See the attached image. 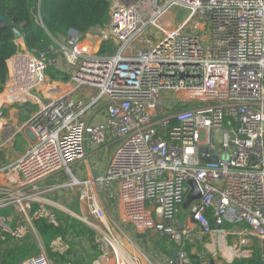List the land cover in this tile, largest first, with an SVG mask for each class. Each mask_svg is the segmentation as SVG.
<instances>
[{
  "label": "built area",
  "instance_id": "2783aa9c",
  "mask_svg": "<svg viewBox=\"0 0 264 264\" xmlns=\"http://www.w3.org/2000/svg\"><path fill=\"white\" fill-rule=\"evenodd\" d=\"M108 2L103 27L71 29L42 49L16 40L0 119L6 103L38 108L27 122L35 142L7 169L15 180H0V210L14 209L21 218L0 215V240H22L27 223L38 219L59 226L51 210L32 211L39 183L85 160L90 144L112 148L105 169L85 182L72 177L68 186L84 187L80 201L98 224L106 218L100 199L115 200L121 221L171 244L173 255L162 264H199L188 249L194 241L227 236L225 223L244 224L264 264V0ZM173 9L185 15L170 27ZM49 71L68 75L70 89L57 97L43 92V84L58 87ZM80 88L94 90L86 103L74 99ZM96 106L103 120L84 121ZM9 128L2 127L6 138ZM212 156L217 162L203 160ZM189 180L200 197L180 218ZM94 241L102 254L92 264L116 253L115 245L125 249L123 237L109 230ZM248 242L242 237L238 244ZM63 248L60 238L50 244L52 252ZM231 250L235 258L251 253ZM124 255L113 263L135 264ZM18 264L54 262L40 252Z\"/></svg>",
  "mask_w": 264,
  "mask_h": 264
},
{
  "label": "trees",
  "instance_id": "16d2710c",
  "mask_svg": "<svg viewBox=\"0 0 264 264\" xmlns=\"http://www.w3.org/2000/svg\"><path fill=\"white\" fill-rule=\"evenodd\" d=\"M108 18V0H0V93L8 77V60L20 49L15 39V31L21 34L27 49H42L51 43V37H64L71 29L84 34L92 29L103 27L108 22ZM100 51H105V48L102 47ZM48 76L51 80L64 83L69 80L68 75L51 71L48 72ZM1 112L2 116L5 115L6 108H2ZM36 207L33 206L32 211ZM10 210L12 209H2L0 215H9ZM179 217L183 218L184 215L179 213ZM209 219L213 225L212 218ZM33 223L46 244L49 257L55 264H88L81 257H76V247L79 248V245L75 242V237L91 236L87 238L89 241L93 239L91 231L85 225L69 218L63 219V225L57 227L47 224L42 219L35 220ZM228 227V223L223 226L225 229ZM69 234L73 240V246L65 254L50 251L48 248L50 240L57 236L68 237ZM160 241L154 242L156 248L170 256V248L165 242ZM93 247L95 248L94 245ZM251 250L250 257L234 258L231 263L225 264H261L258 245L254 243ZM35 251L36 247L31 242L17 244L9 237L6 240H0V257L3 259V264H18ZM95 251L96 254L90 256L91 262L100 253L98 250ZM191 258L197 260L194 255H191Z\"/></svg>",
  "mask_w": 264,
  "mask_h": 264
},
{
  "label": "crops",
  "instance_id": "0c3cea01",
  "mask_svg": "<svg viewBox=\"0 0 264 264\" xmlns=\"http://www.w3.org/2000/svg\"><path fill=\"white\" fill-rule=\"evenodd\" d=\"M20 42L24 45L22 39H20ZM57 83H59L60 86L57 87L55 90H53L52 88L47 86V88L45 87V90L43 92L47 93L48 95H51L52 97H57V96L62 95L65 92H67L70 89V86L67 83H62V82H57ZM93 94H94V90L87 89V88H80L79 90L73 92L74 99L80 100L83 103L88 102V99L91 98L93 96ZM1 96L2 95L0 93V105L3 101L5 102V98L3 100ZM30 104H32V103H26V104L6 103L4 105V108H9V109L6 112V114L4 115L6 117H4V118L2 117L0 119V140H2L3 135H4V131H3L2 127L5 124H10L9 121L12 120V122L14 124L13 123H11V124L18 128L17 129L18 131L16 134L19 136H17V137H22L24 139L21 142V147H22V143L24 142L28 147L27 149L30 148V146L35 142V136L29 127H26L25 129H23V131H22V128H23L24 124H27V122L30 120V118H32L33 115L30 118H28L27 116H25V115L23 116V114L22 115L20 114V109L23 106L30 105ZM96 107L97 108L84 113L82 115V119L84 121H87L90 123H97V122L102 121L103 115H104V110H102L101 107H98V106H96ZM26 152H27V150H26ZM111 152H112V148L103 147V146L102 147L92 146L89 144L87 146L86 159L84 161L85 176H84V173L82 174L79 171V167H77V166L74 168L75 169L74 171H71V169L69 168L68 173L73 178H76L78 180H81V179H84V181L91 180L97 174L101 173L105 169L106 163L108 161V158H109ZM22 156L23 155H21V156L19 155L16 159H14V161L10 162L9 164L0 165V173H1L0 180L1 181L2 180H11L10 183H12L13 180H15L13 173L7 172V169L10 166H12ZM76 163H79V162H76ZM62 173H64V172H60V173H57L55 175H52V176L42 180L39 183V190H40L39 200H38V202L33 204V206L43 205V206L47 207L48 209H50L51 211L53 209H56L57 207L61 208L65 212L71 210L72 202L70 201V199L68 197H66L67 198V200H66L67 201V203H66L67 208H65V207L63 208L59 205L60 199L55 201L52 199L50 200V198L47 197V193H49L52 189H54V187H57L54 184L56 182H58V179H59L58 177L60 175H62ZM60 187L69 188L68 186H65V184H63ZM57 188H59V186ZM110 201H112V202L109 205L108 201H105L104 199H100V203L102 205L106 206V212L109 211L111 213L110 220L112 222L115 221V223L117 225V227H116L117 228V231H116L117 234L119 236L123 237L125 244L127 243L126 245H129L133 251L132 253H129V251L126 249V247H124L125 249L123 250V252L128 257L132 258L133 262L135 264H149L146 261V258L151 262V264H162V260L165 257H167L168 255L162 253L158 248H156L154 242L160 241V240L166 243V246H168L170 248V255H172L173 250H172L171 244L167 243L164 239L157 236L155 234V232L147 231V232L141 233V232L136 231L131 224H128V223L121 221V219L119 217V210H118V206H117L116 201L113 199H111ZM113 210H115V212H113ZM180 213H181V211H180ZM117 214H118V216H117ZM11 216H13L14 220H20L21 219L20 214L17 212L15 214H12ZM118 217H119V219H118ZM184 217H186V215H184ZM105 222L106 221L104 220V229L105 230L98 232L96 234H93L92 241H89V239L85 236H81L80 238L75 239V242H77V244L79 245V248L76 247V257L77 258L81 257V259H84V260H86V262H89L91 260L90 259V251L91 250L89 247L90 245L91 246L94 245L95 246L94 249L98 250L100 252V250H99L97 244L95 243L94 239H95V236H99L100 233H102V232H105L107 230L111 231L110 229H108L105 226ZM59 225H63L62 221H60ZM98 225L102 226L100 224H98ZM99 226L96 230H100ZM229 226H232V225L229 224ZM239 226H242L245 229V234L247 233L245 236L248 238V241H249L248 244L243 246V247L248 248V250L252 252L251 248L253 247L254 243H256L258 245V247H259V244H258L256 239H254L250 235H248V229H247L246 225L237 224V225H234L233 227L237 228ZM190 227H191V229H193V231H196V229H194V226L192 224L190 225ZM233 227H231V228H233ZM130 229L134 230L135 232L140 233V242L144 241L145 242L144 245L140 244L139 240H136V238H134ZM225 230H227V229H225ZM36 232H37V230H36ZM27 233H28V229H27ZM235 234H236L235 236H238L237 239H239V240L244 235L242 233H235ZM38 235L40 237L39 244H37V241H36V240H39L38 237H37V239L33 238L31 240L27 236V234L22 240L17 241V242L13 241L9 236L8 237L13 242H15L17 244H22L25 241L33 243L36 247V251H35V253H33L31 255H34V254H37L40 252L47 253L46 244H45L43 238L41 237V235L39 233H38ZM229 235H233V234H229ZM57 238H60L64 244L63 250H61L58 253L65 254L73 246V244H72L73 240H72V238L57 236V237L53 238L52 240H50L49 246H48L49 249H50V244ZM226 238H227V236H219L217 238H211V237L206 235L203 237V239L201 241H199V243H193L192 242L193 244L190 245V251H191L192 255L197 257L199 264H222L223 262L224 263H231L235 257L232 255V250H231L232 244H227ZM149 239L151 241H149ZM139 248L140 249L142 248V250L143 249L146 250L145 251L146 256H143L141 254V250ZM145 248H147V249H145ZM205 254H207L208 256L218 254L222 258V261L216 262V259H214V260L210 259V261L207 262V260L202 258V256ZM152 255L154 256L155 259L152 257ZM250 255H251V253H250ZM250 255L248 257H250ZM211 258H213V257H211ZM72 260L74 262L75 258L73 257ZM93 262H94V260L91 262V264Z\"/></svg>",
  "mask_w": 264,
  "mask_h": 264
},
{
  "label": "rangeland",
  "instance_id": "374dc122",
  "mask_svg": "<svg viewBox=\"0 0 264 264\" xmlns=\"http://www.w3.org/2000/svg\"><path fill=\"white\" fill-rule=\"evenodd\" d=\"M184 15H185L184 13L177 12L176 9H173V10L170 11V14L167 16L166 21L169 23L170 27H173V26L177 25L180 22V17L184 16ZM48 79H50L49 76H48ZM51 81L60 82L59 80L58 81L51 80ZM62 83H64V82H62ZM56 86L59 87L60 86L59 83H57ZM162 96L171 98L172 94H170V92L163 91L162 92ZM37 108H38V106L36 104L25 105V106H23L20 109V114L21 115L23 114V116L25 115L28 118H30L36 112ZM8 109L9 108H6V111H8ZM2 117L4 118L6 116L3 115ZM9 123H10L9 124L10 133L7 135V138L5 137V135H3L2 140H0V165L9 164L10 162L14 161V159H16L19 155L20 156L24 155L26 153V150H28L27 149L28 147H27V145L24 142L22 143V147H21V142L24 139L22 137H17V136H19V135L16 134L17 131H18L17 130L18 128L11 124V123H13L12 120L9 121ZM26 127H29V125L28 124H24V126L22 128V131ZM84 161L85 160H82V161H79V163L71 165L70 166L71 171H74L75 170L74 168L77 166V167H79V171L82 174L84 173V176H85ZM58 178H59L58 182H56L54 185L57 186V187L59 186V188L54 187V189H52L49 193H47V197L50 198V200L52 199V200H55V201L60 199L59 205L61 207H63V208L64 207L67 208V206H66L67 198L66 197H68L70 199V201L72 202V206H71V210L67 211V212L63 211L59 207H57L56 209H53L52 212H54L55 214H57L59 216V220L60 221H63V219H65V218H69V219H72V220L73 219L76 220L77 222L81 223L82 225H85L87 228H89V230L91 231L92 235L96 234L98 232L104 231V225L103 226H99L98 222L95 220V218L88 212V209H87V206H86L85 202L82 201V200L80 201V195H81L84 187L82 185L68 186L69 184L72 183V179H73L72 176L68 172L62 173V175H60ZM76 180H78V179H76ZM78 181L85 182L84 179H81V180H78ZM63 184H65V186H68L70 189L69 188L60 187ZM109 201L110 200H108V204L110 205V203L112 201H110V202ZM40 206L44 207L45 209H48L47 207H45L43 205H40ZM10 211L11 212L9 213V215H12V214L16 213V211L14 209H12ZM113 212H115V210H113ZM117 216H118V214H117ZM110 217H111V213L109 211H107L106 212V218H105V221H106L105 222V226L108 229H110L111 231L115 232V234H117V232H116L117 231V228H116L117 225H116L115 221L112 222L110 220ZM118 219H119V217H118ZM33 222L27 223V227H28L27 236L31 240L33 238L37 239V237H38L39 240H36V241H37V244H39L40 237H39L38 233L36 232V230L34 228V223ZM98 226H99L100 230H96L98 228ZM231 227H233V225L229 226L228 228H226L227 229L226 231L228 232V235H227V238H226V242H227V244H232L231 247L234 250H237V249L241 250L243 247H241L238 244L239 239H237L238 236H235L236 235L235 233H242V234H244L242 237H245V238H247L245 236L247 233L245 234V229L242 226H239L237 228H234V227L231 228ZM130 230H131L132 235L134 236V238H136V240H139L140 244L144 245V243H145L144 241L140 242V233L135 232L132 229H130ZM73 234L75 235V232H73ZM229 234H233V235H229ZM80 237L81 236L75 237V238H80ZM87 237L90 238L91 236L90 237L87 236ZM68 238H71L70 234H69ZM149 241H151V240L149 239ZM194 243H199V241H194ZM126 244H124L126 249L129 251V253H132L133 251H132L131 247L129 245H126ZM89 247H90V250H91L90 251V256L92 254H94V253L96 254V251H95L94 247L91 246V245ZM145 249H147V248H145ZM140 250H141V254L143 256H146V254H145L146 250H144V249L142 250V248ZM108 253H113V252H109L108 251ZM101 254L102 253L100 252L98 256H100ZM152 257L154 258L153 255H152ZM211 257H213V258H211ZM202 258L207 260V262L210 261V259H213V260L216 259V262L217 261H219V262L222 261V258L218 254L217 255H210V256L205 254V255L202 256ZM90 262H91V260L88 262V264H90ZM109 264H114V263L112 262V263H109ZM222 264H225V263L223 262Z\"/></svg>",
  "mask_w": 264,
  "mask_h": 264
},
{
  "label": "water",
  "instance_id": "95a60500",
  "mask_svg": "<svg viewBox=\"0 0 264 264\" xmlns=\"http://www.w3.org/2000/svg\"><path fill=\"white\" fill-rule=\"evenodd\" d=\"M3 22H6V20L2 19ZM15 39H21V34L15 31ZM183 75H181L182 77ZM205 152V150H203ZM213 159L214 162H217L218 158L216 156H212V158H203L205 162H210V160ZM187 185L189 186V191L186 194L181 206H180V211L183 215H186L188 212L189 207L191 206L192 203H194L196 200L199 199L200 197V192L198 189V186L193 180H189L187 182ZM173 255V252H172ZM0 264H3V259L0 257Z\"/></svg>",
  "mask_w": 264,
  "mask_h": 264
},
{
  "label": "bare ground",
  "instance_id": "6f19581e",
  "mask_svg": "<svg viewBox=\"0 0 264 264\" xmlns=\"http://www.w3.org/2000/svg\"><path fill=\"white\" fill-rule=\"evenodd\" d=\"M45 87L47 88V85L46 84H43L40 88H42L43 91H44L45 90ZM1 97L4 100V97L3 96H1ZM115 252L116 253H114V254L107 253L105 256H103L101 258V260L97 264H108V263H112L115 257H120V256H122L123 258L126 259L125 255H124V253L122 251V248H119L117 245H115Z\"/></svg>",
  "mask_w": 264,
  "mask_h": 264
}]
</instances>
